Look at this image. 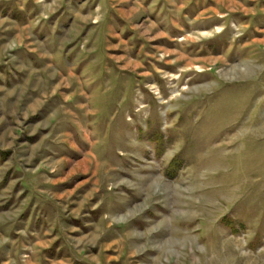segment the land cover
<instances>
[{
  "label": "rangeland",
  "instance_id": "1",
  "mask_svg": "<svg viewBox=\"0 0 264 264\" xmlns=\"http://www.w3.org/2000/svg\"><path fill=\"white\" fill-rule=\"evenodd\" d=\"M0 0V264H264V0Z\"/></svg>",
  "mask_w": 264,
  "mask_h": 264
},
{
  "label": "crops",
  "instance_id": "2",
  "mask_svg": "<svg viewBox=\"0 0 264 264\" xmlns=\"http://www.w3.org/2000/svg\"><path fill=\"white\" fill-rule=\"evenodd\" d=\"M12 1L14 3L13 4V9H15L18 12V14H21L22 12L20 10H18V9L22 8V7L20 8L19 5H18V4H20L19 1H21V0H12Z\"/></svg>",
  "mask_w": 264,
  "mask_h": 264
}]
</instances>
